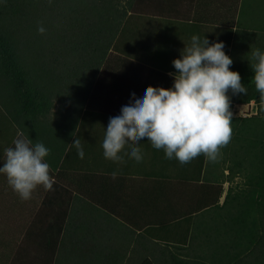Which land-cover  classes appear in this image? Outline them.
Wrapping results in <instances>:
<instances>
[{
    "label": "trees",
    "instance_id": "obj_1",
    "mask_svg": "<svg viewBox=\"0 0 264 264\" xmlns=\"http://www.w3.org/2000/svg\"><path fill=\"white\" fill-rule=\"evenodd\" d=\"M124 1L0 0V145L4 140L12 144L21 131L33 145L43 143L49 149L46 161L55 180L53 187L73 179L79 182L83 173L75 166L69 145L78 138L86 143L92 139L90 144L95 146L105 136L106 127L95 120L115 117L117 109L121 114L125 104L119 107L118 101L132 99L140 72L159 69L170 79L166 88L172 87L177 72L173 61L182 58L193 35L204 34L198 26L190 32L191 38L176 44L167 37L168 29L174 27L166 13L167 0ZM243 2L246 11H253L255 2V11L264 15V0ZM260 24L259 32L221 29L218 42L224 43L223 50L233 61L230 70L239 72L247 93L229 90L231 141L221 148L216 161L205 157L206 172L210 167L213 177L206 173L205 203L196 207L206 208L201 211L202 222L193 225L190 219L181 243L174 237V241L165 240L163 247L162 240L157 258H142L139 264H264V99L255 88L251 68L252 51L264 52V40H252V35L264 38V23ZM40 27L45 29L43 34ZM155 28L167 31L164 38L171 48L165 53L162 45L154 47ZM133 31L134 42L126 37ZM252 100L259 102L255 114H235L236 103ZM69 167L76 172L64 180ZM224 168L245 179L220 204ZM95 197L99 203V196ZM179 226L163 225L171 231ZM94 264H106L105 256L98 254ZM107 264H113L109 257Z\"/></svg>",
    "mask_w": 264,
    "mask_h": 264
},
{
    "label": "crops",
    "instance_id": "obj_2",
    "mask_svg": "<svg viewBox=\"0 0 264 264\" xmlns=\"http://www.w3.org/2000/svg\"><path fill=\"white\" fill-rule=\"evenodd\" d=\"M243 1L167 0L166 13L174 20V27L168 29L172 31L171 38L181 44L191 38L190 32H195L198 26L204 30L198 37L206 38L209 44L219 41L223 27H231L235 32L241 28L259 32L257 26L264 23V15L255 11V2L253 11H246ZM250 8L252 4L247 10ZM155 30L154 47L162 45L160 50L165 53L171 48L165 40V29ZM254 39L264 40L252 35ZM140 76L132 87L135 98H142L149 86L166 88L170 83L159 69L140 72ZM130 103H134L133 95L129 102L119 99L118 106ZM240 105L246 103H236L235 113ZM109 119L102 121L106 129ZM104 137L97 139L95 146L80 140L82 159L76 160L77 149L69 145L74 150L75 166L79 165L83 173L79 182L73 179L51 190L39 187L29 200H22L9 186L6 176L0 174V264H94L98 254L105 256L106 264L108 257L113 264H139L142 258L156 259L158 247H164L165 240L174 241L175 237L181 243L179 238L184 237L191 220L193 225L202 222L201 211L206 208L196 207L205 203L202 187L208 184L206 173L213 177L210 167L206 172L204 155L181 164L175 158L167 159L163 149L153 148L145 138L138 145L143 155L141 161L125 155L130 151L126 146L121 153L123 162H114L103 155ZM13 145L6 140L0 145V166L5 149ZM221 171L224 174L220 180L223 186L220 204L239 182L238 176L243 177L232 173L230 168ZM75 172V167L66 172L64 180ZM230 175L234 177L229 178ZM168 223L180 225L179 229H164L163 225Z\"/></svg>",
    "mask_w": 264,
    "mask_h": 264
},
{
    "label": "clouds",
    "instance_id": "obj_3",
    "mask_svg": "<svg viewBox=\"0 0 264 264\" xmlns=\"http://www.w3.org/2000/svg\"><path fill=\"white\" fill-rule=\"evenodd\" d=\"M39 32L45 29L40 27ZM224 43L209 44L193 35L185 46L182 58L173 61L177 70L172 88L149 86L142 98L125 105L119 116L111 117L102 142L103 155L114 162H123L126 146L130 158L143 159L138 145L147 138L153 148L163 149L167 159L190 163L204 155L216 161L221 148L232 137L233 113L229 90L233 94L247 93L239 72L230 70L232 59L224 52ZM253 82L264 99V52L252 51ZM14 147L5 149L0 174L22 200H29L39 187L51 190L55 182L46 161L49 149L43 143L32 144L22 132L13 141ZM73 146L82 159L84 151L80 139ZM116 173H113L115 177Z\"/></svg>",
    "mask_w": 264,
    "mask_h": 264
},
{
    "label": "rangeland",
    "instance_id": "obj_4",
    "mask_svg": "<svg viewBox=\"0 0 264 264\" xmlns=\"http://www.w3.org/2000/svg\"><path fill=\"white\" fill-rule=\"evenodd\" d=\"M123 2L125 3V1L123 0ZM136 22V21H135ZM136 26H137V23H136ZM165 33H167V31L165 32ZM137 34L133 31V32H129V34H126V37H128L129 39H132L133 40V42H134V39H135V36H136ZM167 37H169V38H171L172 37V31H169L168 30V34H167ZM166 37V38H167ZM166 40V39H165ZM167 42V41H166ZM113 53H115V54H117L118 56H121L122 55V52H119V51H117V50H113ZM108 100H110V99H108ZM110 102H112L113 103V101H111L110 100ZM112 103H110L111 105H112ZM114 104V103H113ZM236 108L238 109V110H236V113L235 114H237V115H252V114H255L257 111H258V108H259V102H257V101H251L250 103H247L246 104V106L245 105H240V106H236ZM100 119V120H99ZM102 121L103 122H105V121H107V118H104V117H100V118H98L97 120H95V122H99V123H102ZM100 136V135H99ZM101 137V136H100ZM97 138V136L95 137V139ZM84 141H86V139L84 140ZM89 143H91L92 142V139H90L89 141H88ZM229 169V168H228ZM231 169V168H230ZM232 170V169H231ZM244 173H246V171L243 169V171H242V174H244ZM243 178V179H242ZM245 179V177H241V176H238V181L239 182H237V183H242L243 182V180ZM238 191H240V190H238Z\"/></svg>",
    "mask_w": 264,
    "mask_h": 264
}]
</instances>
